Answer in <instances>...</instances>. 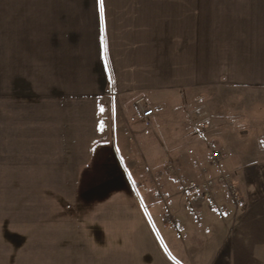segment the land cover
Instances as JSON below:
<instances>
[{"label": "crops", "instance_id": "0c3cea01", "mask_svg": "<svg viewBox=\"0 0 264 264\" xmlns=\"http://www.w3.org/2000/svg\"><path fill=\"white\" fill-rule=\"evenodd\" d=\"M104 9L102 18L99 0H0L1 180L10 178L18 105L55 111L54 129L68 134L60 147H71V180L119 172L167 183L157 166L172 147L183 156L188 149L191 100L221 86L264 89V0H104ZM141 107L154 116L143 119ZM111 134L122 136L118 146ZM111 148L123 149L125 161L114 153L106 164L123 169L106 165L91 176ZM130 165L146 167L135 176ZM191 202L201 211L198 198ZM138 212V229L148 233L131 239L132 249L115 238L107 253L102 239H84L91 253L77 255L71 244V264H187L172 242L157 245L156 228ZM187 224L177 222L181 234Z\"/></svg>", "mask_w": 264, "mask_h": 264}, {"label": "rangeland", "instance_id": "374dc122", "mask_svg": "<svg viewBox=\"0 0 264 264\" xmlns=\"http://www.w3.org/2000/svg\"><path fill=\"white\" fill-rule=\"evenodd\" d=\"M191 101L189 114L202 106L210 124L201 126L198 116L188 117L190 142L184 156L172 147L157 166L167 183L134 181L131 173L119 172L109 180L98 173L96 179L71 180V147H60L61 137L68 134L54 129L59 119L55 111H33V102L18 105L22 110L13 115L18 122L12 135L19 139L12 140L10 178L0 179V264H71V244L77 255L91 253L82 246L84 239H102L107 253L116 239L132 249L128 242L148 233L138 229L139 208L144 222L156 228L157 245L165 249L172 242L173 254L186 256L187 264H264V89L208 88ZM231 122L238 125L237 135L228 133ZM111 137L116 142L110 138L109 143L116 146L117 139L119 144L123 140L120 134ZM215 149L221 152L220 167L210 163ZM114 153L124 163L123 149H108L90 166V175L115 161ZM125 167L134 173L146 166ZM219 169L233 176L243 198L240 206L233 205L218 189L217 203L229 209L227 214H220L217 204L181 191L186 182ZM194 198L203 200L199 212L191 211ZM184 219L187 231L181 234L177 222ZM169 220L176 225L170 227Z\"/></svg>", "mask_w": 264, "mask_h": 264}, {"label": "built area", "instance_id": "2783aa9c", "mask_svg": "<svg viewBox=\"0 0 264 264\" xmlns=\"http://www.w3.org/2000/svg\"><path fill=\"white\" fill-rule=\"evenodd\" d=\"M196 116L201 119V126L210 124V119L206 117V112L204 111V107L200 106L196 110H194ZM154 110L149 107H141V117L143 119H149L154 116ZM216 150V149H215ZM221 158V152L218 150L212 151L210 155V163L211 166L220 167L219 161ZM223 189L224 194L233 205L240 206L242 204V195L241 191L238 188L237 183L234 181L233 176L229 172H224L219 169L216 174L213 176H206L204 179L200 181H189L183 184L181 191L186 195H198V197L205 200L207 203L211 205H216V209L220 214H227L229 209L226 206L218 205L215 193L218 189ZM168 224L170 227L176 225L175 220H169Z\"/></svg>", "mask_w": 264, "mask_h": 264}, {"label": "snow or ice", "instance_id": "6c2138e0", "mask_svg": "<svg viewBox=\"0 0 264 264\" xmlns=\"http://www.w3.org/2000/svg\"><path fill=\"white\" fill-rule=\"evenodd\" d=\"M99 7H100V14H101V17L103 18L104 16V0H99ZM103 39V38H102Z\"/></svg>", "mask_w": 264, "mask_h": 264}, {"label": "trees", "instance_id": "16d2710c", "mask_svg": "<svg viewBox=\"0 0 264 264\" xmlns=\"http://www.w3.org/2000/svg\"><path fill=\"white\" fill-rule=\"evenodd\" d=\"M198 200H199V203L197 204V207L196 208H200L201 205H202V203H203V200L202 199L198 198Z\"/></svg>", "mask_w": 264, "mask_h": 264}]
</instances>
